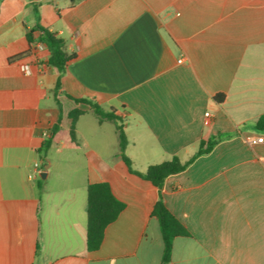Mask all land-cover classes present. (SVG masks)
I'll return each instance as SVG.
<instances>
[{
  "label": "crops",
  "instance_id": "0c3cea01",
  "mask_svg": "<svg viewBox=\"0 0 264 264\" xmlns=\"http://www.w3.org/2000/svg\"><path fill=\"white\" fill-rule=\"evenodd\" d=\"M37 25L76 55L58 92ZM263 116L264 0H0V264H264ZM119 127L140 172L217 143L160 191L129 172ZM99 182L125 208L89 251ZM160 196L190 234L168 262Z\"/></svg>",
  "mask_w": 264,
  "mask_h": 264
},
{
  "label": "trees",
  "instance_id": "16d2710c",
  "mask_svg": "<svg viewBox=\"0 0 264 264\" xmlns=\"http://www.w3.org/2000/svg\"><path fill=\"white\" fill-rule=\"evenodd\" d=\"M35 29L39 32L38 41L45 45L46 49L50 52L48 59L49 65L55 67L59 72V78L56 83V92L61 87V78L66 70L67 64L75 59V54H69L66 51L65 41L56 33L37 25ZM34 30L28 33L27 38L30 44L34 43ZM225 98L223 94L218 96L222 101ZM76 103H84L91 106L93 111L100 117L101 120L114 119L115 116L111 112H105L100 105L88 99L73 98ZM83 114V111L74 109L70 113L72 119L71 137L74 138L75 123L78 118ZM257 129L264 132V116L257 121ZM120 148L122 158L131 174H134L142 179L151 182L160 191L166 179L174 174L185 170L198 156L208 153L217 140L208 142H201L197 153L189 160L183 162L178 157H173L171 160L162 162L160 164L150 165L145 172L137 171L133 168L132 161L124 154L127 145V140L122 128H118ZM125 204L115 197L111 187L106 182H99L90 184L87 188V248L89 251H94L100 248L107 226L113 223L120 213L124 210ZM153 216H155L160 224L161 232L163 235L165 250L164 262H168L173 242L177 237L189 236V231L185 226L167 209L163 202L162 196L156 203L153 209Z\"/></svg>",
  "mask_w": 264,
  "mask_h": 264
},
{
  "label": "built area",
  "instance_id": "2783aa9c",
  "mask_svg": "<svg viewBox=\"0 0 264 264\" xmlns=\"http://www.w3.org/2000/svg\"><path fill=\"white\" fill-rule=\"evenodd\" d=\"M37 49H39V50H42V49H44V45L43 44H39L38 46H37ZM182 61V60H181ZM180 61V62H181ZM23 70L25 71V72H29V67L28 66H23ZM210 115H209V113H207L206 114V117H209ZM250 143L252 144V145H254V144H264V137L263 136H258V137H253V138H251L250 139Z\"/></svg>",
  "mask_w": 264,
  "mask_h": 264
},
{
  "label": "rangeland",
  "instance_id": "374dc122",
  "mask_svg": "<svg viewBox=\"0 0 264 264\" xmlns=\"http://www.w3.org/2000/svg\"><path fill=\"white\" fill-rule=\"evenodd\" d=\"M86 120L88 121V119H86ZM79 177L82 178L83 175H81V173H79ZM47 183L50 184V185H54V184H56V181L53 178H51Z\"/></svg>",
  "mask_w": 264,
  "mask_h": 264
}]
</instances>
